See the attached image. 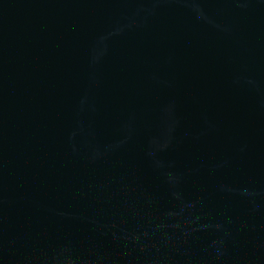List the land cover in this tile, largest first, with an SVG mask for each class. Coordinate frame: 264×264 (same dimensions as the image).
Listing matches in <instances>:
<instances>
[{"label":"water","instance_id":"water-1","mask_svg":"<svg viewBox=\"0 0 264 264\" xmlns=\"http://www.w3.org/2000/svg\"><path fill=\"white\" fill-rule=\"evenodd\" d=\"M0 264H264V0H0Z\"/></svg>","mask_w":264,"mask_h":264}]
</instances>
